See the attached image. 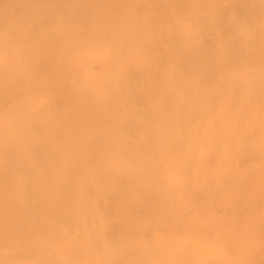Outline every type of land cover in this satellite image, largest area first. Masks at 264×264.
Here are the masks:
<instances>
[{
    "label": "bare ground",
    "instance_id": "1",
    "mask_svg": "<svg viewBox=\"0 0 264 264\" xmlns=\"http://www.w3.org/2000/svg\"><path fill=\"white\" fill-rule=\"evenodd\" d=\"M0 264H264V0H0Z\"/></svg>",
    "mask_w": 264,
    "mask_h": 264
}]
</instances>
